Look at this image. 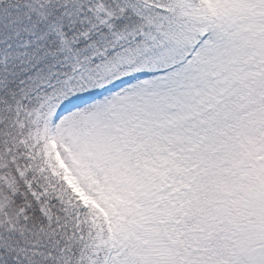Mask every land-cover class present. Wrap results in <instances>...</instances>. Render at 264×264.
Masks as SVG:
<instances>
[{
    "label": "snow or ice",
    "instance_id": "snow-or-ice-1",
    "mask_svg": "<svg viewBox=\"0 0 264 264\" xmlns=\"http://www.w3.org/2000/svg\"><path fill=\"white\" fill-rule=\"evenodd\" d=\"M0 264H264V0H0Z\"/></svg>",
    "mask_w": 264,
    "mask_h": 264
}]
</instances>
